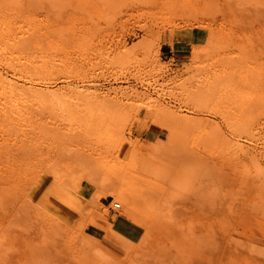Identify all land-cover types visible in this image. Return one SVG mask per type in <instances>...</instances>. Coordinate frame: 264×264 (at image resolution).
Segmentation results:
<instances>
[{"label":"rangeland","instance_id":"374dc122","mask_svg":"<svg viewBox=\"0 0 264 264\" xmlns=\"http://www.w3.org/2000/svg\"><path fill=\"white\" fill-rule=\"evenodd\" d=\"M77 1L0 0V175H13L17 193L43 176L53 184L61 157L89 160L82 212L73 220L94 255L87 264H161L150 245L177 208L191 223L222 218L241 228L264 205V0L191 1L203 9L173 0H97L85 12ZM183 159L189 164L178 169ZM124 171L154 189L150 208L121 201ZM213 173L225 175L215 194L220 217L202 200L209 187L202 178ZM254 215L264 222L262 212ZM116 217L137 232L125 240L129 258L86 238L97 240L89 222ZM25 230L14 229L12 251L30 252L28 264H47L37 250L45 230L27 246ZM240 230V241L227 239L225 247L261 264L264 249L248 246L264 242V224L256 239L253 229Z\"/></svg>","mask_w":264,"mask_h":264},{"label":"bare ground","instance_id":"6f19581e","mask_svg":"<svg viewBox=\"0 0 264 264\" xmlns=\"http://www.w3.org/2000/svg\"><path fill=\"white\" fill-rule=\"evenodd\" d=\"M110 1L113 0H108V5ZM191 1L192 0H173V2H177L180 7L181 5H184V3L193 5ZM205 2L207 5H209L211 0H205ZM198 4L199 3L196 5L194 4V8ZM77 6L81 12L88 11L90 7L95 9L97 8V0H78ZM202 6L199 4V7L202 8ZM4 8L5 6H0V13L5 10ZM205 9L207 11V6ZM3 85L4 82L0 80V87L3 88ZM179 122L181 123V121ZM59 163L60 169H55L53 171L54 176H51L53 178V184H50L52 180L50 181L47 177L43 176L44 178H39L35 182L31 183L33 187L25 189L21 187L22 189L18 190L17 193L14 192V189V191H12L13 186H15L13 175L11 173L0 175V260H2V264H28L29 259L31 260L32 256L30 252H21L19 249V252L17 253L12 251L13 237L15 236L14 234H16L14 229H17V231L20 232L21 228L24 227L27 228V231L25 230V235H23V232L21 231V235H23V237L20 235H18V237L20 236L23 238V240L25 239V246L30 244L32 238L38 237L37 234H41L42 229L45 230V245H38L37 250L45 254V257L47 258V264L93 263V253L90 252L82 238L78 236L74 226V218H78V212H82L80 209L84 202L82 189L90 168L88 165L89 160L87 161L85 156L78 154L77 156L70 158L61 157L59 159ZM188 164L189 162L187 159H183L178 162L176 167L179 169L187 166ZM211 165H214V163L212 162ZM210 167H207L206 171L211 172L212 169ZM202 179L204 185L209 184V187L203 194V197L205 198H202V200L207 207L210 206L209 208L213 209L214 217H220L219 214H222V206H216L215 200L219 199V197H216L215 194L217 191L216 187L220 186L222 181H225V175H221V173H217L215 175L213 173L208 179ZM137 180L139 181V184L137 185L136 189L140 190L136 193L137 199L144 204L153 203V201H155L154 189L151 188L147 182H143L142 179L139 178ZM243 185L246 188L249 186L246 182H243ZM260 195L261 201H264V187L261 188ZM16 199L19 201L16 202ZM175 210H178V208L172 210V215L173 211ZM181 210L180 212L175 211V216H169L172 218L171 222L167 220L169 223H166V219L169 217L166 216L167 214L164 215L165 218L167 217L164 220L165 224L163 226L161 225L162 227L158 229L159 231L157 232L159 237L155 239L154 242H152V245H150L151 250L149 255L157 253L159 256V262L161 264H173L178 261L177 259L184 260V264H249L246 263V259L248 260V256L247 258L245 257L246 254L240 255L239 252H235L234 249V251H228V248L225 247V244L228 243L227 239L229 243H233V245L236 243V241H240V234L238 233L239 231L241 232L243 230H240L242 227H244L245 230L246 227L253 229L255 236L253 237L252 234L251 237L256 239L258 237L257 228L260 224H264V222L262 220L260 223L261 220L259 221L254 214L255 212H262L264 216V205L259 206L248 213L244 222H238L241 225H239L241 228L238 227L237 229L233 228V225L237 224L236 221L232 222L222 218V220L218 219V221L215 223H202L201 225L195 222L191 223L187 221V215H184L183 210ZM37 227L40 229L38 230ZM253 238L251 239L253 240ZM262 242H250L251 244L247 242V244H250L248 247H251L252 249L255 247V245L258 248L264 249V242ZM242 245L243 243L240 246ZM240 246L237 244V250L242 248L241 247L238 249ZM245 247H247L246 244L243 248ZM247 248L244 251L249 250V248ZM255 250L257 249L255 248ZM246 253L249 254L248 251H246ZM259 258L260 257H258V259ZM250 260L252 259L250 258ZM155 261L158 262L157 259ZM250 262L252 263V261ZM262 262L261 264H264V259Z\"/></svg>","mask_w":264,"mask_h":264},{"label":"crops","instance_id":"0c3cea01","mask_svg":"<svg viewBox=\"0 0 264 264\" xmlns=\"http://www.w3.org/2000/svg\"><path fill=\"white\" fill-rule=\"evenodd\" d=\"M128 175L131 179L129 178L130 180L127 182V184H125V180H127L126 178L128 177ZM137 179L139 178H137L132 172L124 171L121 175V178L119 179L120 187L117 190V195L121 196V201L124 204L129 205L130 202L135 201L139 202L143 206V209L150 208L153 203L144 204L139 201L137 197L133 196L134 192L137 193L140 191L136 189L137 185L139 184V181ZM123 185L127 186V190L131 194L126 192L128 195H124L122 193ZM86 226H89L88 228L97 238V240H94L85 236L91 243L98 246L97 243L99 241L103 246L107 248L114 250L121 249L124 251V253L126 252L125 254L127 255V257H129V254L132 250V245L125 240H134L136 238L137 232L136 229L131 227L124 218L116 217L112 220V222H104L100 219H97L93 222H89Z\"/></svg>","mask_w":264,"mask_h":264},{"label":"built area","instance_id":"2783aa9c","mask_svg":"<svg viewBox=\"0 0 264 264\" xmlns=\"http://www.w3.org/2000/svg\"><path fill=\"white\" fill-rule=\"evenodd\" d=\"M119 208H120V205H119L118 203H114V204H113V209H114V210L117 211V210H119Z\"/></svg>","mask_w":264,"mask_h":264}]
</instances>
